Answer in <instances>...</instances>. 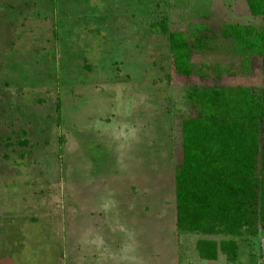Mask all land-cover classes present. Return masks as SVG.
Segmentation results:
<instances>
[{
    "label": "rangeland",
    "instance_id": "obj_1",
    "mask_svg": "<svg viewBox=\"0 0 264 264\" xmlns=\"http://www.w3.org/2000/svg\"><path fill=\"white\" fill-rule=\"evenodd\" d=\"M229 23L264 30V15L245 0H0V264H227L201 258L203 238L261 264L264 231L177 228L191 88L264 85ZM198 25L216 37L180 76L163 28L193 43Z\"/></svg>",
    "mask_w": 264,
    "mask_h": 264
},
{
    "label": "trees",
    "instance_id": "obj_2",
    "mask_svg": "<svg viewBox=\"0 0 264 264\" xmlns=\"http://www.w3.org/2000/svg\"><path fill=\"white\" fill-rule=\"evenodd\" d=\"M245 3L253 16L264 15V0ZM205 30L208 32L197 34L191 43L185 33L163 28L178 75L190 77L196 73L194 53L206 52L210 39L216 37L206 25H198V31ZM222 36L233 40L239 55L261 57L264 77L263 29L229 23ZM189 101L192 112L181 122V161L175 177L177 228L205 236L264 231V85L193 86ZM197 250L203 260L217 261L225 255L227 264H234L239 246L232 238H203Z\"/></svg>",
    "mask_w": 264,
    "mask_h": 264
}]
</instances>
